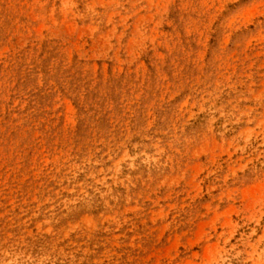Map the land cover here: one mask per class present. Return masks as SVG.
<instances>
[{"label":"rangeland","instance_id":"374dc122","mask_svg":"<svg viewBox=\"0 0 264 264\" xmlns=\"http://www.w3.org/2000/svg\"><path fill=\"white\" fill-rule=\"evenodd\" d=\"M0 264H264V0H0Z\"/></svg>","mask_w":264,"mask_h":264}]
</instances>
